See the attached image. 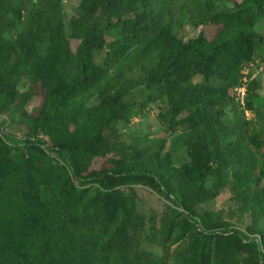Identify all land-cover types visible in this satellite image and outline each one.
Returning a JSON list of instances; mask_svg holds the SVG:
<instances>
[{
    "label": "trees",
    "instance_id": "16d2710c",
    "mask_svg": "<svg viewBox=\"0 0 264 264\" xmlns=\"http://www.w3.org/2000/svg\"><path fill=\"white\" fill-rule=\"evenodd\" d=\"M189 1L0 0V264H264V0ZM150 107L180 164L123 140Z\"/></svg>",
    "mask_w": 264,
    "mask_h": 264
},
{
    "label": "rangeland",
    "instance_id": "374dc122",
    "mask_svg": "<svg viewBox=\"0 0 264 264\" xmlns=\"http://www.w3.org/2000/svg\"><path fill=\"white\" fill-rule=\"evenodd\" d=\"M80 0H65V16L66 20L71 18L73 15L76 14L77 7ZM165 3L166 8H169L172 10L176 17H179V20L182 19V17H185V15L188 14L186 10H182L183 5L192 6L193 4L189 0H161ZM155 5L157 7H160L161 4L158 2V0H155ZM187 12V13H186ZM186 13V14H185ZM183 15V16H182ZM182 16V17H181ZM184 19V18H183ZM214 26H204L201 25L198 28H193L191 24H189L186 20L181 23V26L179 24H176L175 29L184 35L186 38L196 36L200 31H205L208 34L214 32ZM260 60V57L255 58V61H257V64L252 63L251 69H247L245 72L250 73L252 72V77H260L262 79V82L264 84V71H262V65H260L258 62ZM264 94V90L262 92ZM145 97V94L140 93L138 98L143 99ZM158 109L155 108H148L147 111L139 116L138 118H135L130 124L124 125L121 127V132L123 136V140H125L127 143L133 142L137 143L141 146H146L147 144H150L151 141H155L156 143L160 144L164 137L167 138L165 144H164V151L171 152L173 155V158L176 162V164H180L183 162V160L186 159V148L184 146V133L182 131H179L177 133H166L159 121L156 118ZM247 118H253V114L250 112L245 113ZM26 118L16 116L14 117L13 124H23L26 122ZM16 129L15 127L12 128V130ZM147 135V137L150 139H144L143 137ZM137 193H138V200L142 203L145 210H154L158 214H160L166 205V201L158 196L156 193L151 191L150 189L143 187V186H137L136 187ZM208 207L212 209L213 211L217 212L220 209H223L225 211H231L235 209L234 202L232 201V193L230 189H225L221 196L209 203Z\"/></svg>",
    "mask_w": 264,
    "mask_h": 264
},
{
    "label": "built area",
    "instance_id": "2783aa9c",
    "mask_svg": "<svg viewBox=\"0 0 264 264\" xmlns=\"http://www.w3.org/2000/svg\"><path fill=\"white\" fill-rule=\"evenodd\" d=\"M262 71H263V67H262ZM238 93L240 94L241 97H243V95L245 94V88L239 89Z\"/></svg>",
    "mask_w": 264,
    "mask_h": 264
}]
</instances>
